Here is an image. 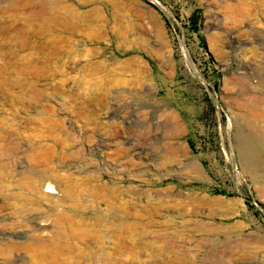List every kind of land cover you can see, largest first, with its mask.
<instances>
[{
  "label": "rangeland",
  "instance_id": "rangeland-1",
  "mask_svg": "<svg viewBox=\"0 0 264 264\" xmlns=\"http://www.w3.org/2000/svg\"><path fill=\"white\" fill-rule=\"evenodd\" d=\"M35 1L0 0V264H264V0ZM26 203L68 237L7 257Z\"/></svg>",
  "mask_w": 264,
  "mask_h": 264
},
{
  "label": "bare ground",
  "instance_id": "bare-ground-1",
  "mask_svg": "<svg viewBox=\"0 0 264 264\" xmlns=\"http://www.w3.org/2000/svg\"><path fill=\"white\" fill-rule=\"evenodd\" d=\"M35 2L39 5L45 6L44 0H36ZM238 140L242 146L241 157L247 165H250L256 157V143L254 144V140L244 133L243 135L240 133L238 134ZM29 192L33 195H36L38 192L43 194L45 197L53 200L52 207L54 209L60 208L59 201L63 195V190L60 186H55L50 177L44 178L39 185L33 184L30 187ZM20 213L23 215H29L27 219L30 220L28 232L23 237L24 244L22 247L4 249L3 254L5 256L10 257L17 250L28 249L31 251L32 248H36L37 250L41 249L46 253H52L53 250H55L61 242L68 237L69 225L64 217H50L48 213L46 214L43 213V210L41 211L36 208H31L27 203L22 205ZM120 230L123 235L124 228L120 227Z\"/></svg>",
  "mask_w": 264,
  "mask_h": 264
}]
</instances>
